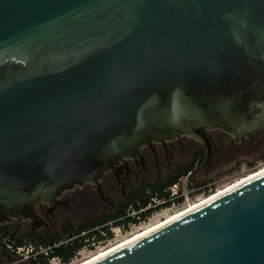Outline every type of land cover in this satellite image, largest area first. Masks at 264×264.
I'll return each instance as SVG.
<instances>
[{"label": "water", "instance_id": "obj_1", "mask_svg": "<svg viewBox=\"0 0 264 264\" xmlns=\"http://www.w3.org/2000/svg\"><path fill=\"white\" fill-rule=\"evenodd\" d=\"M212 130L264 132V0H0V225ZM94 264H264V174Z\"/></svg>", "mask_w": 264, "mask_h": 264}, {"label": "flooded vegetation", "instance_id": "obj_2", "mask_svg": "<svg viewBox=\"0 0 264 264\" xmlns=\"http://www.w3.org/2000/svg\"><path fill=\"white\" fill-rule=\"evenodd\" d=\"M262 133L255 135L252 139L247 138L238 141L234 136L226 134L222 130L209 131L215 142V150L211 156L205 144L189 136H181L171 141L145 146L140 157L126 159L116 171L106 173L105 178L101 181L102 194L90 184H85L64 193L60 199L61 204L56 209L51 210L47 205L38 208V214L47 226L44 225L36 231L51 235V230L55 226L59 228L63 222L71 221L72 216L82 217L88 214L87 208L93 202L99 204L101 211L95 216L84 218V221L78 225L85 224L93 219L100 220L112 214H122L124 215L123 218L128 217L126 211L128 212L131 209L132 202L138 194L156 183L164 184L169 177L175 176L186 169H189V173L185 178L188 181L190 180L192 184L197 185V188L191 191V195L206 194L210 181L207 174L212 164L216 160L228 159L230 154L239 150V147L246 142L254 141ZM203 167L206 168L204 174L202 172ZM183 201L180 199L179 203ZM171 206L172 204L153 210L140 223L150 220L156 212L169 209ZM109 227L110 232L113 228L122 229L113 225ZM42 229L45 231H42Z\"/></svg>", "mask_w": 264, "mask_h": 264}, {"label": "trees", "instance_id": "obj_3", "mask_svg": "<svg viewBox=\"0 0 264 264\" xmlns=\"http://www.w3.org/2000/svg\"><path fill=\"white\" fill-rule=\"evenodd\" d=\"M241 164L242 162H238L234 169L240 168ZM250 165L253 166L252 163ZM188 173L189 169H186L169 177L164 184L156 183L138 194L132 202L131 209L126 211L128 217L125 218L122 214H112L82 225H74L68 220L51 235L32 231V228L22 233L20 230H12L8 224L0 225V264H49L53 259H59L63 264H71L82 249L109 240L112 237L110 225L126 229L130 225L139 224L153 210L169 206L171 204L169 188L185 178ZM196 188L197 185L189 180L187 190L192 193L191 191ZM160 202L165 203L158 205ZM29 246L32 249L27 255L16 253L18 248ZM26 256L28 258H25Z\"/></svg>", "mask_w": 264, "mask_h": 264}, {"label": "rangeland", "instance_id": "obj_4", "mask_svg": "<svg viewBox=\"0 0 264 264\" xmlns=\"http://www.w3.org/2000/svg\"><path fill=\"white\" fill-rule=\"evenodd\" d=\"M238 162H242L240 168L234 169L235 165ZM253 164V166L250 165ZM264 168V132L260 134L254 141L246 142L243 146L239 147L238 151H235L233 154H230L228 159L216 160L209 169L207 177L210 178L209 185L207 187V194H195L191 196L188 200L183 201L182 203L172 204L171 208L163 209L156 212L150 220L146 222L139 223L137 225H132L125 230L119 228H113V236L103 243H97L91 247L82 249L73 260L71 264H76L81 262L85 258L94 255L106 248H109L112 245L117 244L122 241L124 238H127L144 228L153 226L161 221L166 220L168 217L173 214L186 209L188 206L198 202L199 200L206 199L211 195L215 194L219 190L224 189L225 187L239 181L240 179L255 173ZM206 168L203 167V174L205 173ZM101 211L99 204L93 202L90 207L87 208L88 214L83 215L82 217L72 216L70 220L74 225H78L83 222L84 218L88 216H95L98 212ZM132 215L133 213L130 212ZM8 225L12 230H20L22 233L26 232L28 229L32 228L31 222L23 220H13ZM57 225V224H56ZM44 229H42L43 231ZM58 230V226H55L51 233ZM45 231V230H44ZM49 264H63L59 259H53Z\"/></svg>", "mask_w": 264, "mask_h": 264}, {"label": "bare ground", "instance_id": "obj_5", "mask_svg": "<svg viewBox=\"0 0 264 264\" xmlns=\"http://www.w3.org/2000/svg\"><path fill=\"white\" fill-rule=\"evenodd\" d=\"M262 174H264V168L240 179L239 181L225 187L222 190H219L218 192H216L215 194L211 195L210 197H208L206 199L199 200L198 202L188 206L186 209L179 211V212L173 214L172 216L168 217L166 220L161 221V222H159L153 226H149L147 228H144L141 231H139V232L127 237V238H124L122 241L118 242L117 244L112 245L109 248H106V249H104V250H102V251H100L94 255H91V256L85 258L84 260H82L81 262H78L76 264H94V263L102 260L103 258L117 252L118 250H121V249L141 240L142 238L156 232L160 228L178 220L179 218L185 216L186 214H188L192 211H195L198 208L214 201L215 199H217V198L223 196L224 194L232 191L233 189L237 188L238 186H240V185L246 183L247 181H249V180H251L257 176H260Z\"/></svg>", "mask_w": 264, "mask_h": 264}, {"label": "built area", "instance_id": "obj_6", "mask_svg": "<svg viewBox=\"0 0 264 264\" xmlns=\"http://www.w3.org/2000/svg\"><path fill=\"white\" fill-rule=\"evenodd\" d=\"M187 185H188V180L187 178L181 179L177 184L169 188L170 191V202L171 204L178 203L179 200H188L192 195L191 193L187 190ZM165 202H160L158 205L164 204ZM136 225V224H133ZM132 226V225H130ZM129 226V227H130ZM32 247L29 246L27 248H18L17 249V254L18 255H23V254H28L31 251ZM25 258H28L27 256Z\"/></svg>", "mask_w": 264, "mask_h": 264}]
</instances>
